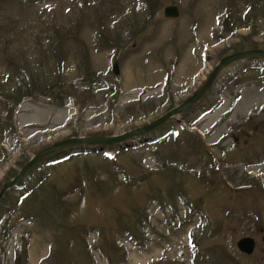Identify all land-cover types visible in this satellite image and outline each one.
<instances>
[{
  "label": "rangeland",
  "instance_id": "rangeland-1",
  "mask_svg": "<svg viewBox=\"0 0 264 264\" xmlns=\"http://www.w3.org/2000/svg\"><path fill=\"white\" fill-rule=\"evenodd\" d=\"M253 48L264 0H0V188L58 141L155 121ZM91 147L4 192L0 264H264V57L147 135Z\"/></svg>",
  "mask_w": 264,
  "mask_h": 264
},
{
  "label": "water",
  "instance_id": "water-1",
  "mask_svg": "<svg viewBox=\"0 0 264 264\" xmlns=\"http://www.w3.org/2000/svg\"><path fill=\"white\" fill-rule=\"evenodd\" d=\"M164 15L169 18H175L179 16V8L175 4L168 5L163 9ZM260 56L264 57V49L261 48H253L248 50L237 51L235 53L229 54L224 56L213 68V70L208 75L207 79L205 80L204 84L201 86L199 90L194 92L191 96H189L182 104L176 106L175 108L171 109L160 118L156 119L155 121L146 124L141 127L134 128L133 130L124 132L119 135H112V136H91V137H72L67 138L61 141H58L50 146L45 147L44 149L40 150L36 155H34L21 169L19 174L14 176L12 179L3 183L0 188V199L2 198L4 192L9 189L10 187L17 184V182L22 178V176L27 172L28 168L31 167L34 163H36L39 159L45 157L46 155L56 152L64 147L77 145V144H88V145H109V144H117L124 142L134 136H140L148 133L150 130L155 128L157 125L164 122L166 119L173 115H178L183 111L192 107L202 96L203 94L210 88L211 84L213 83L215 77L217 76L218 72L227 64L244 58H250ZM113 71L115 74H118V64L114 62L113 64ZM264 240V237H263ZM237 248L245 253L251 254L255 248V240L250 236H244L240 238L236 242Z\"/></svg>",
  "mask_w": 264,
  "mask_h": 264
},
{
  "label": "flooded vegetation",
  "instance_id": "flooded-vegetation-1",
  "mask_svg": "<svg viewBox=\"0 0 264 264\" xmlns=\"http://www.w3.org/2000/svg\"><path fill=\"white\" fill-rule=\"evenodd\" d=\"M203 84H204V83H203ZM203 84H202V85H203ZM200 88H201V87H200ZM200 88L196 89L194 92H196V91L199 90ZM163 89H165V87H164ZM194 92H192L189 96H191ZM189 96H188V97H189ZM188 97L186 96V98L183 99L182 101H180L178 105L182 104V103H183ZM199 100H200V99H199ZM199 100H198L196 103H198ZM178 105H177V106H178ZM193 106H194V105H193ZM193 106H192V107H193ZM175 107H176V106H175ZM175 107H174V108H175ZM192 107H190V108H192ZM190 108H189V109H190ZM189 109H187V110H189ZM187 110L183 111V112L180 113V114L183 115ZM169 111H170V110H169ZM163 115H164V114H163ZM171 117H172V116H171ZM169 118H170V117H169ZM166 124H167V123H166ZM166 124H165V125H166ZM167 125H168V124H167ZM145 135H147V134H145ZM145 135H142V137L145 136ZM157 139H159V138H157ZM159 140H160V139H159ZM13 187H14V186H13ZM31 193H32V192H28L27 195L29 196ZM3 196H4V195H3ZM8 217H9V216H7V218H8ZM24 219H26V215H25V214H24V215L21 214V215L17 218V222H19V221H23ZM8 227H9V228H12L13 225H9Z\"/></svg>",
  "mask_w": 264,
  "mask_h": 264
},
{
  "label": "bare ground",
  "instance_id": "bare-ground-1",
  "mask_svg": "<svg viewBox=\"0 0 264 264\" xmlns=\"http://www.w3.org/2000/svg\"><path fill=\"white\" fill-rule=\"evenodd\" d=\"M188 65H189V64H188ZM188 67H189V66H188ZM186 69H187V67H186ZM118 144H119V143H118ZM114 145H115V144H114ZM83 146H84V145H83ZM83 150H84V149H83ZM111 154H112V153H110L109 155L111 156Z\"/></svg>",
  "mask_w": 264,
  "mask_h": 264
}]
</instances>
